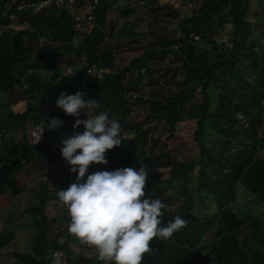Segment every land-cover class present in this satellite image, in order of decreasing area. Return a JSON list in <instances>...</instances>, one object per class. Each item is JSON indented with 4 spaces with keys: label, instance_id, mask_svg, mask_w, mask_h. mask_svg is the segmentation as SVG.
Masks as SVG:
<instances>
[{
    "label": "trees",
    "instance_id": "trees-1",
    "mask_svg": "<svg viewBox=\"0 0 264 264\" xmlns=\"http://www.w3.org/2000/svg\"><path fill=\"white\" fill-rule=\"evenodd\" d=\"M6 1L0 0V26L11 25L10 13L16 12L22 5L37 4L40 0H17L4 9ZM110 1L102 0L96 12L98 27L77 48L66 45L67 49L62 46L56 53H48L44 49L38 51V38L35 41L26 38L23 28L9 39L0 38V92L10 85L21 86L28 82L27 90H30L31 97L36 95V98L39 96L53 101V105L38 103L35 106L29 100L24 111L7 112L4 114L6 119H2L6 124L15 119L22 127L24 138L14 148L16 156L8 157L0 167V212L8 209L17 196L26 193L24 213L32 215L37 231L20 243H13L18 247L11 250L9 246L12 245L11 239L15 238L14 232L5 228L7 225L0 218V264H52L53 253L65 254L67 264H112L98 259L95 248L68 233L65 222L62 221L56 228L59 220L49 218L46 214L47 203L57 199L58 189H64L73 182L74 173H69L67 169L62 181L54 182L53 185L42 180L31 192L28 191L27 180L19 173L22 161H33L31 145L42 137L41 130L47 126V118L55 117L63 121L55 131L58 132L70 117L55 106L58 94L62 91L74 94L79 88H83V92L86 88L87 99L94 100V96L110 112V117L125 125L122 131L132 134L123 138L120 146L109 150L112 169L144 167L148 173L144 185L145 195L150 199L159 198L164 204L161 224L166 225L177 215L189 220L187 225L169 238H153L149 242L150 251L142 255L140 264H200L193 249L208 232L218 237V243L205 255L208 264H264V222L253 215L240 218L232 207L241 190L257 192L264 207V154L258 145L264 127V45L245 16L251 11L254 0H202L187 17H180L179 11L172 10L170 6H156L149 10L152 20L147 24V33L151 44L165 41L173 45L178 37L166 33L157 36L153 25L178 19L179 32L187 39L180 47L183 55L182 77L175 86V95L164 99L140 98L142 103L148 105L149 114L143 121L133 125L126 124L133 104L127 96L129 89L124 74L115 73L94 82L85 72L93 64L114 69L115 16L109 6ZM148 4L157 5V0H149ZM59 14L60 19L56 24L53 23L57 29L56 36L63 40L71 39L76 34L73 19L66 11H60ZM161 29L165 30L163 26ZM192 32L199 34L200 39H209L218 32V37H212L210 41L215 53L213 62L201 65L195 58V42L189 38ZM70 48L77 49V53L85 55L88 60L87 68L79 72L77 80L67 75V68L60 60ZM26 69L32 71L37 79L33 82L24 79L23 82L17 73L21 71L25 74ZM177 76L179 78L180 74L172 80ZM87 77L91 80L86 83ZM239 86L243 95L241 101L237 102ZM198 87L200 100L195 99ZM137 89L138 86H135L134 90ZM186 108L198 116L193 141L199 149V159L193 158L194 146L189 144L177 127L183 120ZM82 113L80 111L79 116ZM238 113L247 117L244 136H249L251 143L230 153L231 144L239 135L236 127L240 122ZM152 120L164 121L169 126V133L163 138L168 146L167 151L157 156L149 153L150 145L159 142L152 138L147 127V123ZM45 129L46 136L50 138L52 130ZM49 140L43 143L60 146L58 142ZM162 166L170 167L171 174L167 179H161L156 172ZM98 170L104 169L100 166ZM178 179H181V183L172 186L176 185L181 199L185 198L181 203H178L180 198H172L168 194V186ZM192 184H195L194 191L191 189ZM176 205V209L167 211L168 207ZM72 243L78 251L69 249ZM84 249L86 253H83Z\"/></svg>",
    "mask_w": 264,
    "mask_h": 264
},
{
    "label": "rangeland",
    "instance_id": "rangeland-1",
    "mask_svg": "<svg viewBox=\"0 0 264 264\" xmlns=\"http://www.w3.org/2000/svg\"><path fill=\"white\" fill-rule=\"evenodd\" d=\"M202 0H195V2H182L181 0H157V5H149V0H111V3L113 5V10L115 9L116 12H118L117 15V22L116 25L118 26V31L115 34L114 42L116 45L117 50L120 52V58H118V65L119 67H124L126 69L127 75H124V79L126 81V85L129 89L128 92V99H130L131 103L133 104L131 106V113L129 114L128 118L126 119V123H129L131 125L136 124L138 122L143 121L147 115L149 114L148 105L146 103H142L140 98L144 99H164L165 97H168L170 95H175L177 93V81L178 79L181 80L182 73V53L177 51L175 53V57L169 58V52L168 49H171L172 43H165V41H161V43L157 44H151L149 35L147 33V24L149 20L151 21L152 15L149 14V10L156 7V6H170L172 10H178L180 13V17H187L191 15L196 7L199 6ZM47 5V6H46ZM85 5V4H84ZM130 7V11L127 13L125 12L124 7ZM252 8L248 15H245L246 18L252 23V29L255 31V33L258 35L261 44L264 45V0H254L252 2ZM12 6V5H11ZM121 13H120V12ZM16 13L17 20L16 22L12 23L11 25L0 26V38L9 39L14 33L21 30L22 28H18L19 25L25 29L24 36L28 39H32L35 41L37 38V41L41 37H45L46 41L38 42L37 50H46L48 53L50 50L52 51L54 47L53 44L58 45L56 46L55 50L59 51V46L61 39L58 36H56V27L54 28L53 25L57 23V21L60 19V11L53 9L50 4L48 5L45 0H40L37 4H29V5H22L17 9ZM58 18V19H57ZM55 23V24H53ZM164 27L165 30L162 31L161 27ZM218 27V25H217ZM154 31H156L157 36L159 34H168L170 36H177L180 31V26L178 25V19H171V20H164L158 22V24L153 25ZM22 29V30H23ZM28 29V30H27ZM53 29V30H52ZM38 34V36H37ZM41 34L43 36H41ZM218 32H216L214 35L210 36V38H202L195 43L194 45V55L197 60H199V63L202 65V63L205 64V62H213L215 59V53L213 49L210 47V41L212 40V37H218ZM59 43V44H58ZM166 44H169L166 46ZM53 47V48H52ZM51 48V49H50ZM50 49V50H49ZM54 50V51H55ZM166 51V52H165ZM131 61V62H129ZM62 65L67 68L69 65L67 61L61 60ZM141 62V63H140ZM140 63V65L145 64L147 66H150V70L147 71L148 74L144 76V83L142 82L137 83L138 78H134V70L137 66V64ZM134 64V65H133ZM74 66H77L75 63H73ZM133 67V68H132ZM27 70V69H26ZM125 72V71H124ZM123 72V73H124ZM28 73L27 75L22 76V80L24 82V79H28L29 82H33V80L37 79L35 76L30 74V71H26ZM25 73V74H26ZM152 74V77L147 79ZM179 78L175 80H172L174 76L179 75ZM165 78V79H164ZM71 80V79H70ZM25 83V82H24ZM24 83H22L21 86H15L14 89L15 93L12 94L10 101H21L24 103H21L20 109L24 108V104L27 101V97L24 91ZM31 84V83H30ZM141 85L142 89L134 90V87ZM140 84V85H139ZM241 86L237 87V93H240L236 96V101L239 102L242 99L243 92L241 91ZM42 94V93H41ZM138 94V97L134 98L133 95ZM201 93H200V87L197 88L196 91V98L200 100ZM30 99L32 97H29ZM44 98V97H43ZM39 96L36 98L33 97L34 105L36 106L38 103H41V105H53V101L51 99H43ZM29 99V100H30ZM264 100V99H263ZM39 105V104H38ZM26 106V104H25ZM105 108V107H104ZM15 109L9 110L11 113H14ZM264 111V103L263 108ZM105 112H107L108 116H112L110 112L104 109ZM198 116L192 114L189 108H186L185 113L183 114V120L181 123L177 125L178 128L181 129V133L185 137V139L189 142L191 146H194L195 153L193 154L194 159H199V149L196 145V143L193 141L194 137V131L196 128V119ZM113 118V117H111ZM263 118H264V112H263ZM124 126V124H122ZM147 127L149 129V132L152 134V138H156L159 140V142L155 145L154 143L150 145L149 147V153L150 155L157 156L161 152L165 153L167 151V144H165L163 138L165 135L169 133V126L165 124L164 121H149L147 123ZM237 129L239 131V135L236 141H233L231 144L232 149L230 150V153H234L236 150L240 149L243 146H250L251 138L249 136H244V133L246 132V123L245 122H238ZM57 129V128H56ZM56 129L54 131H56ZM127 135H132L131 133H127ZM58 136H56L57 138ZM213 144V143H212ZM211 144V145H212ZM258 145L260 151L262 154H264V127L261 130L259 139H258ZM63 167L57 168V171H55V176L57 180L60 176V171ZM158 175L161 179L169 178L171 174L170 167L162 166L159 169L156 170ZM59 173V174H58ZM175 183H181V179L173 180L171 182V186H168V194L174 198V196L179 200H185V198L180 197V190L177 188L176 185L172 186ZM195 183V182H194ZM41 185V184H40ZM167 185V184H166ZM193 186L191 189L195 190V184H192ZM59 205L53 206L52 210H49V217L55 218V215L59 213L60 209L57 207ZM200 206V205H198ZM202 206V204H201ZM211 206V205H210ZM176 206L168 207L167 211H172L176 209ZM232 207L234 211L237 213V215L240 218H244L247 215H253L255 217H258L260 220L264 222V207L261 201L259 200V196L257 192H250L241 190L239 192V196L236 202L232 204ZM58 209V211H57ZM214 209V207H212ZM198 210V209H197ZM52 211V212H51ZM199 211V210H198ZM197 212V211H196ZM195 212V213H196ZM22 220V219H21ZM23 225H28V230L32 234L36 233L37 231V225L32 223L30 220L23 222H19ZM192 225V221L190 222ZM61 225L60 223L57 224L56 228ZM184 225H187L186 223ZM14 232V231H13ZM21 234V232H20ZM210 235V236H209ZM10 237V236H9ZM30 237V236H29ZM174 238L178 239L177 235H174ZM9 240V238H8ZM10 241V240H9ZM14 241L16 243L18 242L17 238L11 239L12 245L9 246V249L14 250V248H17L18 246L14 245ZM218 243V237L216 234H207L205 233L199 244L194 247L193 251L196 255L197 260L200 264H208V262L205 260L204 255L209 250L210 247L216 245ZM71 251L75 252L78 251V248L71 244ZM7 250V249H6ZM87 250L84 249L83 253H86ZM63 258V257H62ZM61 256L57 255V264H62L63 260ZM105 263H112L111 261H105Z\"/></svg>",
    "mask_w": 264,
    "mask_h": 264
},
{
    "label": "clouds",
    "instance_id": "clouds-1",
    "mask_svg": "<svg viewBox=\"0 0 264 264\" xmlns=\"http://www.w3.org/2000/svg\"><path fill=\"white\" fill-rule=\"evenodd\" d=\"M85 95L81 91L61 92L54 102L65 115L78 117L82 110L86 117L75 119L72 125L73 129L82 126V132L74 131L60 140V155L69 165V173L75 174L73 182L56 192L67 209V231L95 248L100 260L140 264L153 238H169L185 220L177 215L161 224L164 204L145 195L148 173L144 167L89 171L90 164L108 163L105 152L122 144L123 131L121 123L105 111L86 115L99 102L85 100ZM46 124L41 133L45 128L55 130L63 121L52 117ZM52 264H57L56 253L52 254Z\"/></svg>",
    "mask_w": 264,
    "mask_h": 264
},
{
    "label": "crops",
    "instance_id": "crops-1",
    "mask_svg": "<svg viewBox=\"0 0 264 264\" xmlns=\"http://www.w3.org/2000/svg\"><path fill=\"white\" fill-rule=\"evenodd\" d=\"M82 3L87 5V1L86 0H82ZM109 6H110L111 9H113V5H112L111 1L109 2ZM85 9H86V6H85ZM124 9H125V12H127V13L131 10L130 7H128V5H126V7H124ZM113 12H114V16H115V19H114V29H115L114 36H115L117 31L119 30L118 26L115 23V22H117L116 20H117L118 12H116L115 9H114ZM2 26H4V25H2ZM18 28H23V27L19 26ZM71 28L72 27H70L69 29L71 30ZM41 36H43V35L41 34ZM41 38H45V37H41ZM114 40L115 39L113 37V45H114V67L113 68H114V71L117 74H119V75H121V74L127 75L128 73L126 72L125 66L124 67H119V65H118V58H120V52H119V50H117ZM39 41H40V39H39ZM44 41H46V38H45ZM66 41L67 40L61 39V41H60L61 45L59 46V48H61L63 46L64 49H65L66 48L65 46L69 45V44L65 43ZM53 45H54L55 48H56V46H58V45L55 46V44H53ZM55 48H53L52 51L50 50L51 49L50 48L49 49L50 52L51 53H56L57 51L55 50ZM67 51L68 52L65 53L64 57H60V60L67 61L68 63L71 61L72 64H70V65H73V63H75L77 66H74V65L73 66L78 68V69H80V70L87 68V61L88 60H87L85 55H79L77 53V49H74V48H70ZM129 62H131V61H129ZM140 63H138L137 66L134 67V68H136L134 71H136V70H138V69H140L142 67L147 66L145 64L140 65ZM26 71H30V70H26ZM27 74L28 73L22 74L21 71H18V73H17V75H19V78L21 77V79H22V75H27ZM30 74L35 76V74L32 71H30ZM151 77H152V74L147 79H149ZM134 78L137 79V77H134ZM86 80H87L86 81V83H87L91 79H90V77H87ZM143 80H144V77L138 78L137 83L142 82L141 84H143L144 83ZM124 81H125V79H124ZM136 85L138 86V84H136ZM15 88H16L15 86L10 85V86L6 87L5 89H3L0 92V167L6 163L5 161H6V159H8V157L9 158H13V157L16 156V151H15L14 148H15L16 145L20 144L22 142L23 138H24L22 127L16 122L15 119L11 120L8 124L3 123V121H2V119H4V120L6 119L4 117V114L7 113V112H10L9 110H12V109L16 108L18 111H24V108L27 107V102L30 99L29 97H31L30 90H26L25 89L26 91H24V92H25L26 97H27L26 98L27 101L25 102L26 106L24 104V108L20 109V107L22 106L21 103H24V102H21V101H10V98H11L12 94L15 93V91H14ZM139 88L142 89L141 85L138 86V89ZM85 89H84V92H85ZM92 98H94V100H95L94 96ZM83 99L88 100L86 96H84ZM31 100H33V97L30 99V101ZM19 105H21V106H19ZM104 109H105L104 106L101 104V102H99V104L96 107V109L92 110L91 112H86V115H94L96 112L104 111ZM148 110H149V108H148ZM81 115H84V112ZM84 117H85V115H84ZM76 118L77 117H73V116L70 115V117L68 119H76ZM126 124H129V123H126ZM124 126H122V129L124 128ZM74 131L80 132V128L77 127L76 129H73L72 125H67L66 122H65V125L61 127L60 131L55 132L54 130H52L53 134L50 136V138L48 136H46L47 130L44 129L43 130V134L44 135L41 133L42 137L39 139V141L36 142V143H33L31 145L32 149H33V152H32L33 161H29L28 159H27L26 162L22 161V165L23 166H22V168L19 171L20 175H22L28 182V185H29L28 191L31 192L32 189L34 188V186L36 184H38L40 181L42 182V180H47L49 185H53L54 182H61L62 181L64 173L69 168V165L62 159V157L60 155V152H59V147L60 146H58V145L51 146L50 143L44 144L43 142L45 140L48 141L50 139L49 142H53V143L54 142H58L59 145H60V140L62 138H65V137L71 135ZM56 136H58V137L56 138ZM129 136H132V135H129ZM126 137H128L127 133L123 132V138H126ZM45 152H47V153H45ZM60 167H63V168L59 172L60 176H59V179L57 180V178H56V176L54 174H55V171H57V168H60ZM99 167H100L99 164H90L89 165V171H97ZM25 195H26V193H22L19 196H17L15 198V200L13 201L12 205L8 209H6L5 211L0 212V218L7 225L5 228H9V229L14 231V235L13 236L18 239V243H20L23 240L29 238V236L31 235V233L28 230V225H26V224L23 225L22 224V226H21V223H19V222L21 221V222L24 223L27 220H30L32 223L34 222L32 220V215L31 214L24 213V197H25ZM178 203H181V200H179ZM54 204L55 205H59L57 207L60 209L59 213L55 215V218L59 220L58 223L61 224V222L63 221V222H65V225L67 226V223H68V220H69V217H68V214H67V209H66V206H64L62 204V202H60L58 199L51 200V201H49L47 203L46 214L47 215L50 214L49 210L53 209ZM57 211H58V209H57ZM23 214H24V216H23ZM188 222H189V220L186 219L185 223H188ZM20 232H21V234H20ZM207 234H210V232H208ZM212 234H215V233H212ZM14 243H16V241H14ZM210 248H209V250H210ZM69 249H71V247H69ZM57 255L61 256V258L63 257L62 258L63 260H61L62 264H67L66 255L65 254L58 253ZM205 255H204V257H205ZM205 260H206V258H205Z\"/></svg>",
    "mask_w": 264,
    "mask_h": 264
},
{
    "label": "built area",
    "instance_id": "built-area-1",
    "mask_svg": "<svg viewBox=\"0 0 264 264\" xmlns=\"http://www.w3.org/2000/svg\"><path fill=\"white\" fill-rule=\"evenodd\" d=\"M17 0H8L4 3L3 8L7 9L10 7L12 3H15ZM48 4L52 5V7L58 11H66L70 13L73 22H74V29L76 34L71 38L68 39L65 43L71 45L72 47L77 48L81 41L88 37L97 27H98V21H97V9L99 6L102 5V0H86L87 5L86 9L84 4L81 2V0H45ZM9 19L12 23L16 22L17 15L16 13L12 12L9 15ZM177 39L173 45L171 46L170 52H169V58L175 57V53L179 51L180 47L183 45V41L187 40L182 33H178ZM189 38L192 39L193 42H198L200 40V35L197 33H190ZM45 38H40V42H44ZM150 66L142 67L136 71H134V76L137 78H142L146 76L147 71L150 70ZM81 70L74 67L73 65L67 66L66 73L68 76H71L75 80L79 77V72ZM87 76H90L94 82L102 81L104 78H106L108 75H113L116 72L114 69H110L108 67H102L97 64H93L89 66L85 70ZM24 88H29V83H24ZM78 91L83 92V88H79ZM63 92V91H62ZM65 93V92H64ZM134 98L138 97V94L133 95ZM31 102L34 103L33 100ZM264 103V100L262 101ZM79 119H85L84 115H80L78 117ZM237 118L241 122H245L246 126L248 125L247 117L243 113H238ZM77 119V118H76ZM75 119H68L66 121L67 125H73ZM80 132H82V126H79ZM105 158L107 159L108 163L106 165L99 164L104 170H112V167L110 165V152L109 150H106L105 152Z\"/></svg>",
    "mask_w": 264,
    "mask_h": 264
}]
</instances>
